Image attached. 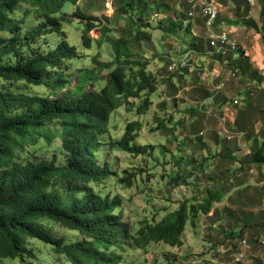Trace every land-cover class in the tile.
I'll use <instances>...</instances> for the list:
<instances>
[{"label":"trees","instance_id":"trees-1","mask_svg":"<svg viewBox=\"0 0 264 264\" xmlns=\"http://www.w3.org/2000/svg\"><path fill=\"white\" fill-rule=\"evenodd\" d=\"M83 1L0 0V264L5 259L25 262L31 253L29 240L52 246L57 264H120L122 256L116 250L124 251L127 242L142 250L151 243L180 247L188 221L195 226L196 219L208 215L218 200L211 190L200 201L183 200L159 221L142 222L134 233L123 218L121 196L111 197L93 188L111 175L108 163L101 164L99 159L103 157V139L111 133L112 115L135 98H144L136 108L138 115L151 111L149 95L155 92L160 78L148 71V61L135 58L129 43L122 47L121 40H113L116 59L97 66L112 70L106 85L96 88L100 80L95 75L97 68L84 74L85 87L83 74L73 87L66 77L68 63L80 56L70 44L64 24L80 19L86 26L83 40L88 48L93 46L92 33L99 25V19L91 16L93 11L81 7ZM23 4L39 15V27L26 30V21L14 15ZM67 4L77 7L74 15L63 13ZM148 5L147 0H127L125 6L124 2L116 6L117 16L131 18L135 13L140 21L146 20L147 25L139 27L137 36L133 31L139 42L152 39L142 30L151 27ZM53 33L63 41L48 50L44 44ZM41 40L46 42L38 44ZM92 81L95 83L87 89ZM21 82L46 86L52 96L20 91L16 85ZM143 92L148 94L143 96ZM160 109L156 111L160 113ZM153 122L171 134L165 119L155 118ZM142 126L139 121L128 123L122 139L110 146L137 156L150 154L154 146L134 143ZM54 138L61 142L57 147L63 151L62 160L57 155L51 160L35 158L30 148L42 141L51 144ZM262 155L263 150L254 156L255 163L264 164ZM120 183L130 186L131 177ZM42 220L76 231L82 239L65 243Z\"/></svg>","mask_w":264,"mask_h":264},{"label":"crops","instance_id":"crops-1","mask_svg":"<svg viewBox=\"0 0 264 264\" xmlns=\"http://www.w3.org/2000/svg\"><path fill=\"white\" fill-rule=\"evenodd\" d=\"M147 1L151 27L142 30L152 35V44L160 40L167 48L165 53L157 48L159 78L167 82L153 118L165 113L172 118L167 142L195 180L186 189L189 199L195 192L200 201L209 190L218 199L199 218L209 232L199 238L206 252L195 259L196 252L184 249L177 259L183 264H264V246L257 242L264 240V164L254 161L261 150L264 158V0H211L221 10L216 32L229 34L239 46L236 51L211 46L205 20L188 19L189 0ZM139 27L132 26L135 34ZM176 62L181 67L171 74L168 68ZM240 251L243 263L235 261ZM177 259L170 256L168 264Z\"/></svg>","mask_w":264,"mask_h":264},{"label":"rangeland","instance_id":"rangeland-1","mask_svg":"<svg viewBox=\"0 0 264 264\" xmlns=\"http://www.w3.org/2000/svg\"><path fill=\"white\" fill-rule=\"evenodd\" d=\"M113 1L114 10L110 12L107 11V0H101L100 2L97 0L96 7L89 0H84L82 3L81 7L86 12H91L92 10L91 16L99 19L98 29L92 33L95 41L90 48L84 43L83 30L86 26L84 23L81 24L79 22L80 19L77 18L73 22L64 24V31L69 37L68 40L72 46L78 49L80 56L68 63L69 71L66 77L73 82V87H77L81 74H83L82 82L85 87L87 76L85 75V77L84 74L89 70L97 68L95 75H98L97 77H100V80L96 81V88L101 89L106 85V79L109 78L112 70L100 69L97 66L99 62L111 63L116 59L113 40H121L122 47L130 44L135 58L145 60V62L148 61L146 63L153 65L154 70V72L151 70L150 73L154 76H159L158 70L161 63H158L160 56H158L157 48L161 53H165L167 48L164 47L160 40H156L153 44L150 40L139 42L133 35L132 24L145 26L147 25L146 20L140 21L135 13L131 18L126 15L117 16L116 6L119 4L123 5V2L125 6L127 0ZM76 10L77 7L73 4H67L63 13L74 15ZM14 15L26 21L24 26L26 30L39 27L42 23L39 15L30 6L25 4L16 8ZM137 33L135 36H137ZM47 39V43H45V40H41L38 44L45 43L44 45L48 50L55 49L63 41V37L57 33L48 35ZM173 69L168 68L170 73H175L178 70L176 66H173ZM135 70L138 71L139 68L135 67ZM129 74H133V70H130ZM165 82L167 80L160 76V82H157L158 86L155 92L149 95L152 106L155 107H152V110L148 113L138 115L136 108L140 106L144 98H135L123 104L112 115L110 123L111 133L103 139V144H105L102 147L103 157L99 159L101 164L108 163L111 175L100 184L92 185L96 191L99 190L111 197L121 196L123 200V218L131 224L134 233L142 222L149 221L152 223L153 221H159L167 211L176 210L179 202L189 200L190 197L186 189L191 187V184L195 182L185 162L181 163V160H179V152H171V144L167 142L169 135L164 129H158V124H154L153 122L156 105L160 102L162 103L163 99H165L166 94L163 93V88H165L163 83ZM92 83H95V81L90 82L87 89L91 87ZM16 86L20 91L27 94L52 96V91L46 86H32L22 82ZM142 94L146 96L148 93L143 92ZM160 116L165 119L166 124L170 123L168 121L170 115L160 114ZM136 121L141 122L143 126L142 130L137 134L134 143L142 146H154L150 154L137 156L118 147L110 146L111 142L122 139L128 123ZM171 138L174 139L173 133ZM58 145H61L59 138H54L51 144H46L42 141L40 145L30 148V150L38 160H51L57 155L60 161L62 160L60 153L63 151L57 147ZM127 177H131L132 184L130 186L127 183H120V180ZM173 177L175 178L172 179ZM197 187H200V185L197 184ZM193 193L194 198L197 193ZM201 217L202 215L196 219L195 226H192L191 222L188 221L185 232L182 235V246L170 247L162 243H151L146 250H142L127 242L124 251L116 250L122 256L120 264H168L170 256H173V258L176 256L177 259L180 255L179 260H181V256H183L182 254L185 250L196 252L193 257L195 259L199 258L201 254L206 252L205 247H201L202 241L199 238L206 239V235L209 233L207 231L204 232L203 227L200 225ZM41 222L57 239L63 240L65 243L78 242L82 239V236L78 232L68 230L60 224L46 220H42ZM28 248L31 253L25 262H22L20 259H5L3 264H57L52 246L38 240H29ZM179 260H174L172 264H183Z\"/></svg>","mask_w":264,"mask_h":264},{"label":"built area","instance_id":"built-area-1","mask_svg":"<svg viewBox=\"0 0 264 264\" xmlns=\"http://www.w3.org/2000/svg\"><path fill=\"white\" fill-rule=\"evenodd\" d=\"M189 4L191 6V9L188 12V19L193 20L197 19L198 17H202L205 20L206 27L210 30L211 34L209 36L210 44L213 48L217 49H231L236 51L239 46L236 41H234L229 34L227 33H217V24L220 19L221 10L217 6V4L214 1L211 0H189ZM107 11L110 12L114 10V1L113 0H107L106 3ZM173 66H176L178 69L179 64L174 63L171 66V70L173 69ZM235 104H238V102H234ZM258 244L264 246V240L258 239ZM242 245H247L248 242L246 240H243ZM246 260L245 253L243 251H240L236 254L235 261L237 263H243Z\"/></svg>","mask_w":264,"mask_h":264}]
</instances>
